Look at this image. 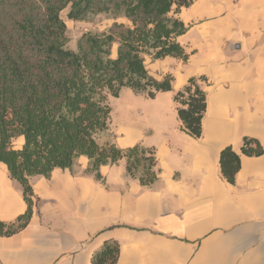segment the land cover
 <instances>
[{
	"label": "crops",
	"instance_id": "obj_1",
	"mask_svg": "<svg viewBox=\"0 0 264 264\" xmlns=\"http://www.w3.org/2000/svg\"><path fill=\"white\" fill-rule=\"evenodd\" d=\"M179 17L189 26L179 36L189 59L146 58L154 77L173 75L172 90L156 94L142 126L112 125L98 138L154 147L158 179L141 184L126 159L102 165L97 178L84 155L73 171L31 176L33 216L0 235V264H92L111 240L120 244L116 264H264V153L241 150L245 136L264 148V0H193ZM201 76L207 108L194 137L182 129L175 95ZM229 145L241 155L233 183L221 164ZM26 209L21 183L2 163L0 220Z\"/></svg>",
	"mask_w": 264,
	"mask_h": 264
},
{
	"label": "trees",
	"instance_id": "obj_2",
	"mask_svg": "<svg viewBox=\"0 0 264 264\" xmlns=\"http://www.w3.org/2000/svg\"><path fill=\"white\" fill-rule=\"evenodd\" d=\"M193 0H0V166L23 187L27 209L14 221L0 220V235L26 227L34 212L30 177H50L57 168L74 170L77 159L89 158L88 173L101 178L100 168L126 159L128 175L143 185L158 179L154 147L137 143L120 148L100 142L110 128V96L124 87L155 97L172 90L173 75L154 77L147 56H173L187 61L190 53L179 41L189 26L179 17ZM89 21L105 13L113 22L103 31H85L76 49L68 46L67 23ZM206 77H191L175 100L182 129L202 135L207 93ZM15 139H22L15 146ZM242 153H264L261 142L245 136ZM224 176L235 182L241 155L232 146L221 153ZM120 244L107 241L92 264H116Z\"/></svg>",
	"mask_w": 264,
	"mask_h": 264
},
{
	"label": "rangeland",
	"instance_id": "obj_3",
	"mask_svg": "<svg viewBox=\"0 0 264 264\" xmlns=\"http://www.w3.org/2000/svg\"><path fill=\"white\" fill-rule=\"evenodd\" d=\"M68 9L62 12V17L65 19L69 36L68 46L76 49L77 40L88 30L103 31L113 22V18L105 13L96 15L89 21L72 20L67 16ZM110 105L112 106L110 126L120 127V125H140L142 126L150 119V114L155 107L152 101L154 97L146 96L142 93H137L129 87H124L119 96H110ZM23 143L22 139H15V146L19 147Z\"/></svg>",
	"mask_w": 264,
	"mask_h": 264
}]
</instances>
